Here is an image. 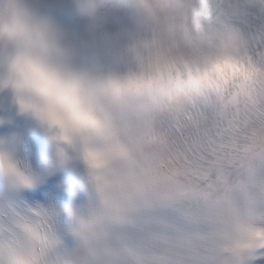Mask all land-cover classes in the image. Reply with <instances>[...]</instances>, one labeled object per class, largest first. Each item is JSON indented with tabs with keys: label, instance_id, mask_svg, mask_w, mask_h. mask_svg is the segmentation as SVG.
<instances>
[{
	"label": "snow or ice",
	"instance_id": "6c2138e0",
	"mask_svg": "<svg viewBox=\"0 0 264 264\" xmlns=\"http://www.w3.org/2000/svg\"><path fill=\"white\" fill-rule=\"evenodd\" d=\"M237 22L247 54L205 69L192 104L133 129L91 112L110 145L103 174L76 167L69 181L62 150L34 166L15 136L0 141V264L21 252L33 264H264V11L246 6ZM85 207L80 233L69 219Z\"/></svg>",
	"mask_w": 264,
	"mask_h": 264
},
{
	"label": "clouds",
	"instance_id": "9594fccd",
	"mask_svg": "<svg viewBox=\"0 0 264 264\" xmlns=\"http://www.w3.org/2000/svg\"><path fill=\"white\" fill-rule=\"evenodd\" d=\"M68 5L75 26L38 10L34 0H0V127L12 129L0 141L15 136L18 157L31 161L13 127L23 119L44 144L41 166L58 150L69 158L61 168L69 181L76 167L103 174L108 166L110 145L87 126L91 112L108 113L133 129L149 112L192 104L206 94L205 69L225 56L247 54L237 22L246 6L264 11V0H68ZM113 14L126 19L110 24ZM117 77L134 82L117 91L108 84ZM69 223L85 232L89 210ZM33 259L27 252L12 258L13 264Z\"/></svg>",
	"mask_w": 264,
	"mask_h": 264
}]
</instances>
